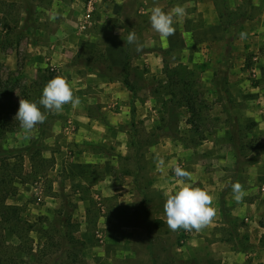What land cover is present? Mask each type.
<instances>
[{
	"label": "rangeland",
	"instance_id": "374dc122",
	"mask_svg": "<svg viewBox=\"0 0 264 264\" xmlns=\"http://www.w3.org/2000/svg\"><path fill=\"white\" fill-rule=\"evenodd\" d=\"M90 1L0 0V84L11 92L4 102L12 103L14 119L20 99L38 102L29 89L38 69L66 78L81 99L28 135L19 127L0 137V161L21 172L6 203L45 232L55 211H68L84 248L107 247L120 264H264V250L251 249L264 247V0H92V24L82 29ZM210 1L218 23L205 29L199 3ZM157 5L187 10L166 42L149 20ZM54 11L61 18L52 21ZM223 26L233 35L228 52ZM130 31L144 44L141 53L125 44ZM180 66L190 72L189 92L181 100L176 89L171 103L177 82L168 73ZM182 164L218 210L199 233L166 224L163 205L180 186L173 169ZM235 182L247 192L240 204ZM30 237L38 252L44 238ZM5 240L18 244L9 233ZM68 250L40 264H72L62 257ZM13 255V264L35 263ZM88 256L82 250L75 264H95Z\"/></svg>",
	"mask_w": 264,
	"mask_h": 264
},
{
	"label": "clouds",
	"instance_id": "9594fccd",
	"mask_svg": "<svg viewBox=\"0 0 264 264\" xmlns=\"http://www.w3.org/2000/svg\"><path fill=\"white\" fill-rule=\"evenodd\" d=\"M187 16V10L182 5H176L171 10L165 11L159 5L151 9L149 16L152 29L159 34L162 42L175 35L176 24ZM61 18L59 12H52L50 20L55 21ZM241 38L245 34L241 33ZM125 44L135 45V51L141 53L144 44L134 31H130ZM81 104L79 96L75 95L71 83L64 77L56 76L50 79L42 90V96L38 102L28 99L19 100L18 112L15 120L19 122L20 128L26 135L30 134L37 125L46 122L49 114H59L64 110L65 105L73 108ZM159 170L163 172L164 161L159 160ZM174 175L180 186L174 192L166 194V202L163 210L166 215V224L169 230L178 232H201L209 227L218 215L214 206V196L201 187L195 186L196 177L190 171L179 165L175 166ZM233 199L237 204L243 202L247 192L240 182L231 184Z\"/></svg>",
	"mask_w": 264,
	"mask_h": 264
},
{
	"label": "trees",
	"instance_id": "16d2710c",
	"mask_svg": "<svg viewBox=\"0 0 264 264\" xmlns=\"http://www.w3.org/2000/svg\"><path fill=\"white\" fill-rule=\"evenodd\" d=\"M219 20L222 23V17L219 16ZM223 31L227 33V52L230 51L232 46V34L223 26ZM190 72L186 68L172 69L168 73V77L171 81H176L177 84H174V87L171 92V103L176 100L173 98L176 96V89H179V94L181 100L186 99L184 92L188 86V83L185 82L184 76L188 78ZM54 78L51 74H45V72H41V70H37L36 81L33 84V87L29 89H34V92L38 94L37 99L39 100L42 96V90L46 83ZM123 85L129 89L130 92H134L130 82L125 79L122 81ZM172 83V82H171ZM5 88L1 87L0 84V137H3L7 132H13L17 128H19V122L14 119L12 103L4 102V98L7 99L10 97L11 92L6 93ZM25 88L21 90V95H25ZM11 103V104H10ZM174 106L171 104L169 107H166L168 113H175ZM177 118V115H174ZM177 121V120H176ZM161 133L164 132V129H171V126L167 124V126H163L158 128ZM163 131V132H162ZM166 131V130H165ZM171 133V131L169 130ZM38 152V153H36ZM30 160L36 159L40 157V149L35 150L33 155L31 154ZM0 264H13L15 262L16 253L25 254L31 261H34V264L42 263L44 257H46L50 253H54L57 251H61L63 247L70 248L65 254H62V257L66 261H69L72 264H75L76 257L78 254L84 249V242L78 240L73 236L72 229L76 227L73 221H71V215L67 214L68 211H64V213H60V210L55 211V217L52 219V224H58L60 229L57 230L54 228V225L47 231L40 230V228H34V224L30 223L24 216L22 208L7 204L6 200L10 196L15 194L16 188L13 184L14 180L21 179V172L19 170V166H11L8 162L7 158H3L0 161ZM31 170L35 169V167L31 166ZM49 191L51 192L50 188ZM50 192L48 194H50ZM67 196L63 195L61 198L64 200ZM68 198V197H67ZM66 198V199H67ZM222 216L227 220V222H231L230 217L221 211ZM63 216L62 219H56L58 217ZM57 216V217H56ZM50 223V224H51ZM32 232H38L42 238H44V244L42 247H38V252L33 249L32 243L33 239L30 237ZM9 233L17 239L18 244L13 245L5 240V234ZM55 248L52 250L51 248ZM72 249V250H71ZM253 251L256 250H264V247L257 248L256 246H251ZM77 250V252H76Z\"/></svg>",
	"mask_w": 264,
	"mask_h": 264
},
{
	"label": "crops",
	"instance_id": "0c3cea01",
	"mask_svg": "<svg viewBox=\"0 0 264 264\" xmlns=\"http://www.w3.org/2000/svg\"><path fill=\"white\" fill-rule=\"evenodd\" d=\"M199 5H201L203 8L199 9L200 12H203V28H208L211 25L212 26H216L217 25V17L214 14L213 8H212V1L205 2L203 4L199 3ZM89 117H87L88 119ZM110 122V121H109ZM185 164L180 165V167L185 169ZM195 175V174H194ZM175 191V190H174ZM89 243V242H88ZM36 251V249H35ZM107 247L104 246H98V247H94L93 249L90 248V245H86L85 248L83 249V254H85V256H87V260H89V256L88 255H94L95 260L97 261V263L102 264V262H107L110 261V264L112 263V259H115L114 257H112L114 255V252L112 256H110L109 252H107ZM130 259V258H129ZM128 259V260H129ZM96 261L94 262L96 264ZM120 260L115 259L114 260V264H120Z\"/></svg>",
	"mask_w": 264,
	"mask_h": 264
},
{
	"label": "built area",
	"instance_id": "2783aa9c",
	"mask_svg": "<svg viewBox=\"0 0 264 264\" xmlns=\"http://www.w3.org/2000/svg\"><path fill=\"white\" fill-rule=\"evenodd\" d=\"M91 12H92V0L87 5L86 14L84 15L83 20L80 21L82 29H86L87 26H90L92 24L90 21V13Z\"/></svg>",
	"mask_w": 264,
	"mask_h": 264
}]
</instances>
